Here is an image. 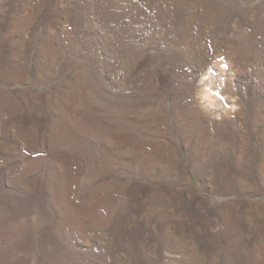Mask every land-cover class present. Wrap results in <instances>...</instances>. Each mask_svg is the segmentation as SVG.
Returning a JSON list of instances; mask_svg holds the SVG:
<instances>
[{"label": "rangeland", "instance_id": "obj_1", "mask_svg": "<svg viewBox=\"0 0 264 264\" xmlns=\"http://www.w3.org/2000/svg\"><path fill=\"white\" fill-rule=\"evenodd\" d=\"M0 264H264V0H0Z\"/></svg>", "mask_w": 264, "mask_h": 264}, {"label": "crops", "instance_id": "obj_2", "mask_svg": "<svg viewBox=\"0 0 264 264\" xmlns=\"http://www.w3.org/2000/svg\"><path fill=\"white\" fill-rule=\"evenodd\" d=\"M7 72H4V79L2 81H6L8 83H18L19 81H21V83L23 82V79L25 77L24 72H21L19 69H15L12 66L9 68V66H7L6 68Z\"/></svg>", "mask_w": 264, "mask_h": 264}]
</instances>
